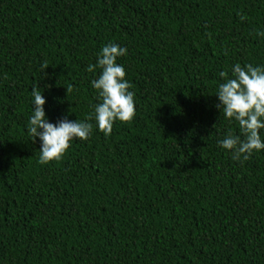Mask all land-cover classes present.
I'll list each match as a JSON object with an SVG mask.
<instances>
[{
    "label": "trees",
    "instance_id": "trees-1",
    "mask_svg": "<svg viewBox=\"0 0 264 264\" xmlns=\"http://www.w3.org/2000/svg\"><path fill=\"white\" fill-rule=\"evenodd\" d=\"M109 43L135 116L105 136L87 69ZM237 63L264 68V0H0V264H264V150L218 143ZM36 86L50 123L93 124L48 164Z\"/></svg>",
    "mask_w": 264,
    "mask_h": 264
},
{
    "label": "clouds",
    "instance_id": "clouds-1",
    "mask_svg": "<svg viewBox=\"0 0 264 264\" xmlns=\"http://www.w3.org/2000/svg\"><path fill=\"white\" fill-rule=\"evenodd\" d=\"M126 53L127 48L109 43L101 49L96 64L89 65L87 69L89 72L97 68L102 70L99 77L91 82L101 102L86 120L94 119L96 127L105 136L111 134L115 121L128 123L135 116L134 93L129 91L132 85L125 79L124 67L117 63V58ZM42 67L46 69L49 66L44 64ZM219 76L225 82L217 90V108L225 119L237 122L240 135L229 131L218 143L222 149L232 152L234 160L241 157L247 160L253 152L264 150V142L259 134L264 129V68L252 64L242 67L237 63L232 69V78L228 77L227 71L220 72ZM31 95L33 112L27 131L33 142L37 138L41 142L39 163L60 161L73 139L85 141L91 136L92 123L67 118L56 124L50 123L44 111L46 100L38 86L32 88ZM241 136L244 138L241 139Z\"/></svg>",
    "mask_w": 264,
    "mask_h": 264
}]
</instances>
